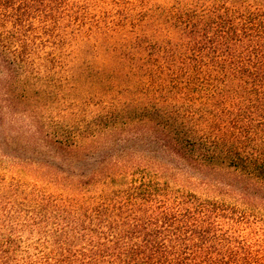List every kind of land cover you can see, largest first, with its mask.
<instances>
[{"label":"trees","instance_id":"trees-1","mask_svg":"<svg viewBox=\"0 0 264 264\" xmlns=\"http://www.w3.org/2000/svg\"><path fill=\"white\" fill-rule=\"evenodd\" d=\"M70 1L0 0V264H264V0L181 1L120 101L21 144Z\"/></svg>","mask_w":264,"mask_h":264},{"label":"rangeland","instance_id":"rangeland-1","mask_svg":"<svg viewBox=\"0 0 264 264\" xmlns=\"http://www.w3.org/2000/svg\"><path fill=\"white\" fill-rule=\"evenodd\" d=\"M181 1H70L61 28L46 31L52 36L47 37L45 50L54 51L58 59L53 79L24 104L6 110L8 136L23 144L39 126L54 133L90 119L102 104L120 101L129 83L126 71L137 57L139 44L167 27L172 9ZM11 151L12 156L21 154ZM3 159L5 166L14 164V157ZM259 224L264 227L263 221Z\"/></svg>","mask_w":264,"mask_h":264}]
</instances>
